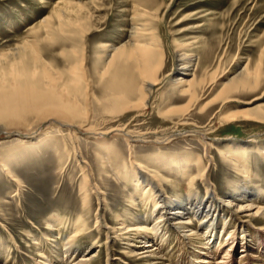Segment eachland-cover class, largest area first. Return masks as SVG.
Returning <instances> with one entry per match:
<instances>
[{"label": "rangeland", "instance_id": "rangeland-1", "mask_svg": "<svg viewBox=\"0 0 264 264\" xmlns=\"http://www.w3.org/2000/svg\"><path fill=\"white\" fill-rule=\"evenodd\" d=\"M60 9L63 21L71 26H66L63 33L56 30L53 41L42 39L40 48L43 58L56 70L63 72L70 66L71 61L68 60L75 59L73 50L78 55L72 61H78L84 55V60L78 65L91 81V92L94 94L90 112L92 125H101L104 130H108L113 125L130 122L127 130L133 133L132 149L128 148L122 134L109 136V140H117L115 153L107 155L110 150H106L101 152V156L107 161L106 172L112 179L101 180L98 179V174L102 171L98 156L100 144L95 140L96 135L78 133L74 140L67 126L54 125L45 129L48 134L46 137L30 147L27 142L38 139L39 133L31 137L19 134L8 137L0 135V157L10 149L14 152H18V149L26 152V155L22 153L23 159L19 158L11 166L17 182L8 179L4 169H0V250L4 253L0 257L4 261L7 259L6 264H69L75 255L67 258L69 255L63 253V246L74 227L68 226L69 221L64 223L66 227L57 222L50 227L48 221L55 214L64 216L66 220L78 217L83 211L84 202L92 208L88 229L93 231L94 237L82 243V251H87L90 256L97 255L98 264H145L136 262L137 257L129 256L128 239L121 236L124 229L112 234L113 240H109V243L106 236L105 227L113 224V214L123 213L128 209L140 212L129 200L130 194L137 187L130 177L128 181L123 180L114 171L115 167H123V164L130 167L131 158L139 163L148 158L153 160L155 155L161 160L163 155L172 159L195 153L205 162V173L198 176V167L193 162L185 167L187 171L184 174L196 176L195 189L201 196L206 195L205 182H208L217 194V200L225 205L232 201V196L243 180H246L250 188L258 186L264 190V158L260 153L256 151L248 154L252 178L247 181L240 178L238 172L232 170L230 161H226L224 155L210 145L225 146L228 142H233L238 146L264 147V122L253 119L232 123L222 121L226 112L264 105V86L255 91L234 94L228 102L221 97L217 98L221 90L220 84L241 70L239 66L250 61L254 67L262 54L264 68V0H0V56L5 57L27 41L36 40L32 29L40 26L46 17L57 28L60 20L56 12ZM77 21L80 22V27L74 25ZM135 26L146 32L139 36L142 41L149 40L153 34L157 37L163 53V66L159 75L170 76L157 86L154 102L142 111L143 114L138 119H134L135 111L127 114H104L98 109L101 102L98 98L101 97L99 90L107 77L100 80L97 76L103 55L102 47L108 44L122 45L130 39V32ZM67 39H70V44L68 42L63 49ZM180 44L186 45V53L197 56L204 70L221 64L224 77L218 80V84L213 82L206 88L201 94L203 98L200 105H194L184 113H177L178 115L162 116L159 111L168 103L169 95H178L172 92L171 87L179 72L177 59ZM196 72L198 78L204 74L202 70ZM257 98L259 99L255 101ZM209 101L213 102L206 109H200ZM249 103L255 104L249 106ZM186 104L185 99L176 97L172 107H185ZM209 157L210 162L207 161ZM84 164L91 169L95 185L101 186L105 193L103 198L107 201L105 206L102 202L104 207L100 212L106 220L105 229L100 232L96 228L99 198L92 187L86 188L88 196H82L81 193L82 186L86 183L85 173L82 171ZM142 168L148 172L154 171L150 164L144 163ZM159 177L172 199L176 192L181 197L187 196L188 180L184 175L170 174L168 167L162 166ZM258 199L256 203L264 207V194ZM232 202V208L224 207L227 217L238 213ZM239 214L242 220H235V223H231L232 226L225 228L223 222L219 223L214 234L215 245L209 250L200 249L199 256L187 249L180 255L177 234L166 235L161 247L167 263L202 264L198 263L197 257H200L206 259L207 263L204 264H218L226 257L230 245L219 249L218 246L222 241L225 243L230 230L237 224L239 229L237 228L234 237L235 246L227 256L229 258L226 264H264V245L257 247V241L252 237L254 233H258V228L264 227V222L260 218L250 219L244 213ZM189 220L194 225L197 224V219L192 216ZM181 226L184 227L179 224L177 228ZM243 227L245 229L242 230ZM59 230L60 234L57 233ZM50 231H53L51 236ZM261 235L264 240V233ZM196 239L197 235H191L187 241L195 244ZM94 240L96 242L91 244ZM157 245L160 247L159 242ZM250 246L254 250H250Z\"/></svg>", "mask_w": 264, "mask_h": 264}, {"label": "bare ground", "instance_id": "bare-ground-1", "mask_svg": "<svg viewBox=\"0 0 264 264\" xmlns=\"http://www.w3.org/2000/svg\"><path fill=\"white\" fill-rule=\"evenodd\" d=\"M56 15L60 20L57 28L51 24L52 20L46 17L40 26L32 29L35 32L36 40L27 41L25 45L17 47L16 51L15 48L13 53L10 52L11 54L8 53L5 57L0 56V135H6L8 137L13 134H19L24 137H31L39 133L38 139L27 142L29 147L46 137L48 134H46L45 129L54 125L67 126L74 140L77 139L78 133H86L85 135L91 133L96 135L95 140H98L100 144L98 156L100 161L99 165L101 166L100 169L102 170L98 174V179L109 180V178L112 179V176L106 172L105 164L107 161L105 157L103 158L101 156V152L110 150L107 155L113 152L115 153L114 146L117 140H109L108 138L109 136H116L118 134L124 136V140L131 150L133 133L131 134L127 130L131 123L113 125L108 130H104L101 125H92L90 112L92 106L91 99L92 97L94 99V94L91 92V81H89L85 76L84 70L78 65L84 60V55L78 61H72L74 58L68 60L71 61L70 66L63 72L56 70L50 62H47L43 58V51L40 48L42 47L40 46L42 39L53 41L56 30L63 33L66 26H71L69 23L63 21L61 9L57 10ZM74 25H77V27L81 26L78 21ZM142 33L146 34L144 30H140V28L135 26L130 32V39L122 45L114 46L108 44L102 47L103 55L101 56V66L97 72V76L100 80L107 77L102 88L99 90L101 97L98 98L99 100L101 99L98 109L102 110L104 114H127L135 111L136 116L134 115V119H136L143 114L142 111L144 109L149 108L154 102V94L157 86L170 76L164 74L162 77L159 75L163 66L162 45L159 44V40L153 34L149 40L142 41L139 37ZM69 41L70 39L66 40V43L62 46L63 49H65ZM185 48L186 45L180 44V54H178L177 59L179 72L171 87L172 92H176L178 95H169L167 99L168 103L163 108H160L159 113L162 116L184 113L190 110L192 106L200 105L203 98H201V94L206 91V88L212 85L213 82L218 84V80L224 77V73L222 75V68H220L221 64L216 65L212 69L207 68L204 70L197 56L192 53H186ZM72 53L74 54L73 57H75L74 60H76L77 52L73 50ZM261 55L254 64V67L248 61L244 66H239L241 70H238L234 76L226 78L227 80L222 85L220 84L221 90L217 98L221 97L228 102L234 94L255 91L262 88L264 86V68H262L263 57ZM199 70L203 71L202 74L204 73L200 78H198V73L196 72ZM262 95L264 97V91ZM176 97L187 101L185 107H172L173 100ZM258 99H255V101ZM209 102L200 109H206L213 101ZM254 104L249 103L248 105L253 106ZM262 106L256 105L255 107L239 108L232 112H226L222 121L232 123V121L253 119L264 122V107ZM210 145L219 154L224 155L223 157L226 161H230L232 170L238 172L237 175L240 178L243 177L247 181L252 178L250 165L247 161L249 159L248 154L257 151L264 158V147L258 145L254 147H251L252 145L238 146L233 142H228L225 146ZM8 151L0 157V169H4L8 179L16 181L11 166L16 161L18 162L20 159H23L22 153L24 151L21 149H18L19 153L11 149ZM23 154L26 155V152ZM207 161L210 162L211 158L209 157ZM193 162L198 167V176L205 173L207 169L206 164L195 153L172 159L168 155H163L161 160L157 159L155 155L153 160L148 158L139 163H136L131 158L130 167L125 164H123V167H115L114 171L121 179L127 180L130 177L131 181L137 187L130 194L129 200L132 206L140 209V212L135 213L128 209L123 213L113 214V224L105 227L107 230V243H109V240H113L114 235L112 234L121 232L124 229L121 236L127 237L129 256L137 257L136 262L141 261L145 264H168L165 253L163 252L164 250L161 247L164 240H166V235L170 236L172 233L177 234L180 243V255H183L187 249L190 253L194 251V254L199 256L201 255L200 249L209 250V248L215 245L216 240L214 234L220 222H223L225 228L229 225L232 226L231 223H235V220H242L239 216L240 212L241 214H246L245 216L250 219L260 218L264 222V207L256 203L259 200L258 198H261L264 194L263 189L258 188V186L250 188L246 180H243L232 196V201L236 203L231 201L238 209V213L231 214L230 217H227V212L224 207L232 208L231 202H228L226 205L221 204L222 202L217 200L218 196L208 182H205L206 195L201 196L195 189L196 176H186L184 174L187 171L185 167L192 165ZM144 163L145 165L150 164V167L154 168V171L148 172L147 169L142 168V166L144 167ZM168 164H172V166ZM162 166L168 167L170 174H180L187 178L186 185L188 192L186 197H181V194L177 195V192H173L174 199L168 195L167 188L162 186L159 179V170ZM82 171L85 173L86 181L81 189L82 196L89 195L86 193L88 186L92 187L93 192L99 198L96 228L100 232L105 229L104 221L106 217L102 216L100 212L107 205L106 199L103 198L105 193L100 188L101 186L95 185V179H93L94 177L88 165L84 164ZM102 202H104V206ZM83 204V211L78 217L74 219L68 218L66 220L64 216L59 217V215L55 214L51 218V221H48V224L51 227V225H54V222L64 224L69 221L68 226L72 225L74 227L68 234L63 246V253L69 255L67 258L75 255L69 264H98L97 255L90 256L87 251L83 252L81 249L82 243L94 237L92 234L93 231L88 229V218L92 213V208L90 204L85 202ZM191 216L197 219L196 225L190 222L189 219ZM172 219L174 222H171ZM179 224H183L184 227L181 226L178 229L177 226ZM235 225V228L230 230L227 239L224 240L225 243L222 241L218 246L219 249L225 248L224 246L227 244L230 245V248L226 252V257L218 264H226L229 258L227 256L234 249V237L239 227L237 224ZM66 226L64 224V227ZM243 229L245 228L243 227ZM60 230L57 231L58 234L61 233ZM53 231H50V236L53 235ZM258 233H254L255 236L253 235L252 237L257 241V247H262L264 240H262L263 235L261 234L264 233V227L258 228ZM191 235H197V239L194 241L195 244L187 241ZM140 236H142V239H140ZM245 237L243 233V238ZM95 242L96 240L91 244ZM158 242L160 247L157 245ZM249 249L254 250V247L250 246ZM1 253L2 250H0V256ZM46 259L49 258L46 257ZM197 259L199 261L198 263H207L206 259H201L200 257H197ZM6 260L4 261L0 257V264H6Z\"/></svg>", "mask_w": 264, "mask_h": 264}]
</instances>
